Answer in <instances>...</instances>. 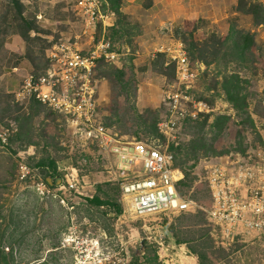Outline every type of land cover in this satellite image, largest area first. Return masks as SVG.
Wrapping results in <instances>:
<instances>
[{"label":"rangeland","instance_id":"obj_1","mask_svg":"<svg viewBox=\"0 0 264 264\" xmlns=\"http://www.w3.org/2000/svg\"><path fill=\"white\" fill-rule=\"evenodd\" d=\"M140 5L103 28L87 23L76 0H0V264H73L78 250L65 239L97 240L112 264H264V234L227 235L201 209L130 216L113 151L118 142L162 140L164 99L186 91L208 112L182 126L174 150L185 173L180 192L207 208L199 162L264 151V0ZM102 35L119 53L97 66L99 111L114 139L104 147L21 95L28 76L54 69L48 54L56 46L87 51ZM180 51L192 78L178 74Z\"/></svg>","mask_w":264,"mask_h":264},{"label":"built area","instance_id":"obj_2","mask_svg":"<svg viewBox=\"0 0 264 264\" xmlns=\"http://www.w3.org/2000/svg\"><path fill=\"white\" fill-rule=\"evenodd\" d=\"M76 1L89 25L98 21L106 28V21L114 15L106 10L105 0ZM114 46L107 35H102L87 51L69 41L56 46L48 54V59L55 62L54 69H48L44 75L28 76L23 82L21 95L34 98L65 116L74 133L91 145L104 147L109 142L112 146V131L104 124L99 111L96 74L101 59L111 60L119 55L117 49L112 48ZM173 59L177 61L180 78L194 76L184 53L180 51ZM177 79L179 81L178 76ZM177 93L164 99V108L157 122L162 140H133L125 147L118 142L115 148L113 144L116 170L126 174L121 189L128 214L134 218L169 216L198 208L204 211L210 225L215 224L227 235L264 234V151H258L254 157L201 160L198 165L202 170L200 182L206 184L210 197L207 208L199 207L194 199L180 192L185 173L176 165L174 150L182 138L183 124L208 112V108L204 102L188 96L186 91ZM66 183L63 187L67 191L78 192L75 182ZM64 241L73 243L71 248L78 250L73 264L114 263L97 240Z\"/></svg>","mask_w":264,"mask_h":264},{"label":"crops","instance_id":"obj_3","mask_svg":"<svg viewBox=\"0 0 264 264\" xmlns=\"http://www.w3.org/2000/svg\"><path fill=\"white\" fill-rule=\"evenodd\" d=\"M118 1V3H119V7H118V11L116 12L115 10H113L112 8H110V6L109 5H107L106 4V10H109V11H111L113 14H115V18H118L120 15L121 16H124L125 14H129L130 12V10L131 9H133V8H135V9H141V7H142V5H140V3L142 2V0H117ZM111 2H113V0H110L109 2H108V4H111ZM132 2H134L135 4H137V5H130L129 3H132ZM111 19V18H110ZM110 19H108L107 21H106V23H110V22H108V21H111ZM112 23V22H111ZM118 24H117V27L116 28H118ZM102 27V26H101ZM112 27H114V26H112ZM103 28H104V26H103ZM90 39H92V36H89V40ZM92 41V40H91ZM91 41H89V42H91Z\"/></svg>","mask_w":264,"mask_h":264},{"label":"trees","instance_id":"obj_4","mask_svg":"<svg viewBox=\"0 0 264 264\" xmlns=\"http://www.w3.org/2000/svg\"><path fill=\"white\" fill-rule=\"evenodd\" d=\"M110 0H106V2L108 3ZM115 1L113 0V2H111V4H109L110 5V8H112L113 10H115L116 12L118 11V5H119V3H118V1H117V5L115 4Z\"/></svg>","mask_w":264,"mask_h":264}]
</instances>
